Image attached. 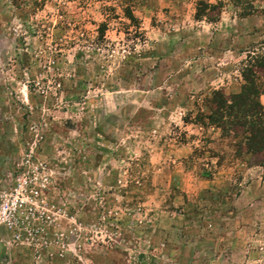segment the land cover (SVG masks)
I'll list each match as a JSON object with an SVG mask.
<instances>
[{"label":"rangeland","instance_id":"1","mask_svg":"<svg viewBox=\"0 0 264 264\" xmlns=\"http://www.w3.org/2000/svg\"><path fill=\"white\" fill-rule=\"evenodd\" d=\"M246 55L264 0H0V264H264V167L192 122Z\"/></svg>","mask_w":264,"mask_h":264},{"label":"trees","instance_id":"2","mask_svg":"<svg viewBox=\"0 0 264 264\" xmlns=\"http://www.w3.org/2000/svg\"><path fill=\"white\" fill-rule=\"evenodd\" d=\"M201 5L203 7L198 9L196 18L205 9L215 7L205 2H201ZM125 14L131 18L127 8ZM103 29L104 23H100L97 27L98 37H102ZM240 76L242 83L238 92L226 94L221 88L210 90L200 100L203 108L198 107L192 122L216 127L221 136L241 137L243 141L240 140L238 144V155L246 153L254 160L249 162L250 165L264 167V109L259 100L260 95L264 94V55H246Z\"/></svg>","mask_w":264,"mask_h":264},{"label":"built area","instance_id":"3","mask_svg":"<svg viewBox=\"0 0 264 264\" xmlns=\"http://www.w3.org/2000/svg\"><path fill=\"white\" fill-rule=\"evenodd\" d=\"M16 185H17V188H15L14 187V190H16L17 192H19V191H21L23 188H24V186L22 185V183H16ZM34 194H37V191H34ZM19 203L18 204V206L20 205V203H22L23 201H22V199H19V201L17 200V199H13V200H8V202L7 201H3L1 204H0V217L1 216H3V214L8 210H10V209H12L13 208V206H14V208H15V204L16 203Z\"/></svg>","mask_w":264,"mask_h":264},{"label":"crops","instance_id":"4","mask_svg":"<svg viewBox=\"0 0 264 264\" xmlns=\"http://www.w3.org/2000/svg\"><path fill=\"white\" fill-rule=\"evenodd\" d=\"M236 91H237V90H234V91H232V92H236ZM259 99H260V102H261V104H262V106H263V109H264V94L260 95Z\"/></svg>","mask_w":264,"mask_h":264}]
</instances>
